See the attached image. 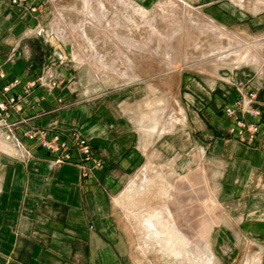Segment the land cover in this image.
I'll return each mask as SVG.
<instances>
[{
    "label": "crops",
    "instance_id": "crops-1",
    "mask_svg": "<svg viewBox=\"0 0 264 264\" xmlns=\"http://www.w3.org/2000/svg\"><path fill=\"white\" fill-rule=\"evenodd\" d=\"M182 1L200 8L225 29L264 36V0ZM40 2L0 0V73H6L0 78V99L2 87L17 78L20 83L9 94L20 93L27 82L37 80L29 100L41 98L35 110L27 105L21 115L11 117L12 121L27 118L14 128L12 140L0 135V264H138L132 234L117 205L130 208L131 204L117 196L148 157L151 145L166 133L155 139L159 132L144 129L143 118L136 119L116 95H85L58 80V66L44 70L48 59L53 64L51 59L56 56L47 50L52 43L41 36L44 28L39 30ZM37 3L40 6L34 7ZM34 49L39 53L30 51ZM262 61L249 63L260 68ZM233 62L248 63L236 57ZM223 74L226 76L185 75L181 88L184 106L179 107L183 119L173 114L170 122L173 131L177 124H188L190 144L192 138V148H202L200 159L211 170V189L208 171L202 167L196 171L204 178L201 191L205 199L202 218L195 223L200 224L196 226L202 229L201 236L207 234L206 249L213 264H264V107L256 103L261 115H246L261 127L252 142L239 138L235 119L224 112L238 95L230 76L248 84L247 89L249 85L258 88V100H264V68L255 74L247 70ZM53 80L58 86L52 87ZM33 126L47 131L48 138L80 131L102 165L84 175L76 149L72 150L74 162L55 163V153L22 136L23 128ZM143 130L157 135L146 141ZM175 206L180 224V202ZM213 208L220 210L215 219ZM184 213H189L192 222L191 207Z\"/></svg>",
    "mask_w": 264,
    "mask_h": 264
},
{
    "label": "rangeland",
    "instance_id": "rangeland-1",
    "mask_svg": "<svg viewBox=\"0 0 264 264\" xmlns=\"http://www.w3.org/2000/svg\"><path fill=\"white\" fill-rule=\"evenodd\" d=\"M135 1L149 11L145 19L136 15L133 7L129 4L123 6L124 3H113V0H108L106 5L111 12L99 24L98 20L86 13L82 0H41L43 11L40 16L42 26L39 30L42 31L44 28L45 31L41 36L50 40L52 46H48L49 49L47 50L56 56V59H51L53 64L48 59L44 70L58 66V72L61 75L69 73L68 78L59 74L58 80L60 82L65 80L67 86L77 88L78 92L85 95L104 92L116 95L136 119L141 121L143 118L142 127L144 129L151 128V123H153V130L157 132L163 130V133H166L158 143L155 142L151 145L147 152L148 157L139 169L130 176V180L117 196V199H123L126 203H130L131 209L117 203V199L116 203L128 230L132 234L133 256L138 264H190L188 262L189 257L194 259L196 264H205L206 257L209 255L204 244L207 245L209 242L207 234L205 237L201 236L202 229L196 226L200 224L195 223L202 218L201 204L205 199L201 191L204 178L196 172L199 167L206 169L204 160L201 161L200 159L203 155L202 148L199 146L197 149L192 148V138L190 144V139L186 133L188 124H177L173 131V124L170 121H172L173 114L177 115V119H183L179 107L184 106L181 88H183L182 83L185 75H199L207 78L210 77V74L224 75L223 72H229L231 75L232 70L239 72L247 70L255 74L259 69L264 68L263 61L260 68L258 64L255 66L252 63L237 64L233 62L235 55H231L227 61L220 62L217 53L220 50L231 51V48L238 46L235 42L237 37H241L248 42L261 43L262 46L257 51L264 59V36H246L225 29L220 24L210 20L200 8L190 4L189 6L182 0ZM40 3L33 6L39 7ZM164 12L167 14V18H165ZM172 14L181 24V27L179 26L177 29L178 32H176L177 38L181 40V45L177 44L173 47V49L176 48L174 50L180 60L175 63L174 67L168 63V47L160 42L161 33L159 31H155V33L151 30V25L154 23L160 30L164 29ZM114 32L127 39L142 40L143 38L144 43L148 42L150 45V49L143 51L138 47H133L128 50L127 41L116 38ZM30 51L34 54L39 53V49ZM79 53L86 60L85 63L76 59V54L79 55ZM97 54L114 69H120L122 73L126 72L127 77L121 78L110 72L97 71L93 66L94 61L97 59L100 61ZM124 54L132 56L133 67H130L126 62L124 63ZM141 54H143L142 57ZM157 55L161 57H157ZM185 56H188L190 61H186ZM159 109L165 110V112L159 117L160 123L156 124V113ZM156 135L152 132L144 131L143 133L146 141H150ZM160 137L161 134L155 139ZM190 150L192 151L191 155H189ZM206 171H208L206 178L211 189V184H209L211 182V170L207 167ZM133 185H135L134 189H131ZM215 200L217 199L215 198ZM177 202H180L183 218L182 223H180L182 231L180 233L183 235L186 226L189 224L194 223L196 227L192 231V238L189 240L191 251L188 252L187 248H184L187 244L182 240L178 246L180 254L174 256L167 252L156 239H150L148 244L145 242L149 238L146 239V233L141 229L145 224L144 221L141 222V219L147 218L149 214L157 209L159 211L165 206L169 205L173 208ZM190 207L193 213H191L192 222L186 220L189 213H184ZM218 209H212L211 214L214 219L220 214ZM201 238L203 243H201Z\"/></svg>",
    "mask_w": 264,
    "mask_h": 264
},
{
    "label": "bare ground",
    "instance_id": "bare-ground-1",
    "mask_svg": "<svg viewBox=\"0 0 264 264\" xmlns=\"http://www.w3.org/2000/svg\"><path fill=\"white\" fill-rule=\"evenodd\" d=\"M85 8H86V13L89 15H92V17H94L96 20H98L99 24L103 22L104 19H106L109 15V10L107 9V3L108 0H82ZM113 3H124L123 6L129 4L131 7H133V11L136 13V15H138L140 18L145 19L148 14L149 11L141 6H139L136 2L132 1V0H113ZM95 3V5H93ZM126 3V4H125ZM184 5V4H183ZM189 5V4H188ZM190 6V5H189ZM188 6V7H189ZM159 7V6H158ZM164 9V8H163ZM164 11V10H163ZM166 12V11H165ZM164 12V13H165ZM167 13V12H166ZM165 15V18H167V14ZM169 14V13H168ZM91 17V18H92ZM160 17V16H159ZM171 18H169V22H167V25L165 26L164 29L160 30L158 28V26L156 25V23L151 25V30L153 32L155 31H159L161 33L160 37H161V43H164L165 46L168 47L167 49V59L169 60L168 63L170 66L175 65V63L180 60V57L177 56V53H175L176 48L173 49L174 46H176L177 44L181 45V40L178 39V34L176 32L178 27H181L180 22L176 19V16L174 14H172L170 16ZM179 17V16H178ZM90 18V19H91ZM139 18V19H140ZM105 22V21H104ZM145 22V21H144ZM136 23V22H135ZM110 24V23H109ZM134 24V23H133ZM149 25V24H148ZM120 26V25H119ZM139 28V27H138ZM141 28V27H140ZM213 28V27H212ZM137 31V30H136ZM140 31V30H139ZM150 32V31H149ZM132 33V32H131ZM137 33V32H136ZM156 33V32H155ZM64 34V33H62ZM128 34V33H127ZM134 34V33H133ZM65 35V34H64ZM114 35L116 38L123 40V41H127V46L129 47V49H132L133 47H138L141 50H145L148 51V49H150V45L148 44V42L144 43L143 38L142 40H135L134 38H131L128 36V38L131 39H127V38H123L121 37L117 32H114ZM131 35V34H130ZM145 36V35H144ZM150 36V35H148ZM155 36V34H154ZM85 37V36H84ZM145 39V38H144ZM152 39V38H151ZM152 41V40H151ZM157 41V40H156ZM238 46L235 48H231V51H222L220 50L217 55L219 56L218 60H222V58L224 57H230L231 55H235L236 58H238V60L241 61H246V62H250V61H261L263 58L260 56V54L258 53V48H261L260 45H254L251 43H247L244 39H241L239 37V39L237 38V40L235 41ZM160 43V45H161ZM93 46V45H92ZM164 46V47H165ZM127 49V48H126ZM94 51V49H92ZM158 50V49H157ZM156 50V52H157ZM181 50H183L181 48ZM187 50V49H186ZM140 51V50H139ZM160 51V50H159ZM97 52V51H96ZM138 52V51H137ZM152 52V51H151ZM166 52V51H165ZM121 53V52H120ZM130 53V51H129ZM136 53V52H135ZM141 53V51H140ZM132 54V52H131ZM153 54V53H152ZM143 54H141L142 57ZM134 56V55H133ZM150 56V55H149ZM160 56V55H159ZM157 55V57H159ZM125 57V61L130 67H133L134 65V60L129 56L124 54ZM145 57V56H144ZM148 57V56H147ZM146 57V58H147ZM161 57V56H160ZM97 58H99L100 61H94V68L97 71H103V72H110L111 74L117 75L119 77H127L126 76V72L122 73L120 71V69L116 70L114 69L111 65H109L106 61H104L101 56H99V54H97ZM165 59V57H163ZM76 59L81 62V63H85V59L84 57H82V55H77L76 54ZM145 59V58H144ZM186 61H190L188 56H185ZM113 60V59H112ZM143 60V59H142ZM166 60V59H165ZM138 61V60H137ZM136 61V62H137ZM223 62V61H222ZM123 63V62H122ZM167 63V62H166ZM254 63V62H253ZM154 64V63H153ZM126 66V65H125ZM119 68V67H118ZM127 68V67H126ZM129 68V67H128ZM135 73V72H134ZM141 73V72H140ZM138 74V73H137ZM180 109V113L183 114V109ZM165 110H160L159 112L156 113V124H159V117L162 116L164 114ZM164 122V121H163ZM152 126L151 128H146V130H152L153 129V123H151ZM161 125V124H160ZM149 126V125H148ZM166 126V125H165ZM159 128V127H158ZM161 130V129H160ZM163 133V130L160 131L158 134ZM147 172V171H146ZM168 183V182H166ZM164 185V184H162ZM167 186V185H166ZM179 186V185H178ZM161 187V186H160ZM169 188V187H168ZM134 189V188H131ZM162 189V188H161ZM172 190V189H171ZM165 192V191H164ZM171 193V192H170ZM128 194V193H127ZM167 198V197H166ZM195 199V198H194ZM172 200V199H171ZM165 201V200H164ZM191 201V200H190ZM163 203V202H162ZM164 205V204H163ZM162 205V206H163ZM158 206V205H157ZM176 208H172L171 206H165L163 207L161 210L159 211H154L153 213L149 214V216L145 219L144 218V225L141 227V229L144 231V233H146V239H148L147 241H145L147 244L149 243L148 241L150 239H156L159 244H161V246L163 248L166 249L167 252L171 253L174 256H177L180 254V248H178L179 244L181 243L182 240H184L187 244L186 247L187 251L190 252L191 251V244H190V239L192 238V231L195 230V225L194 223L189 224L188 226H186L185 231L183 233V235L180 233L181 231V226L179 224V212L177 211L178 207L175 206ZM188 207V206H187ZM200 207V206H199ZM153 211V210H152ZM187 212V211H186ZM192 217V216H191ZM186 220L188 222L189 221V216H187ZM196 220V219H194ZM206 223V222H205ZM183 225V224H182ZM199 228V227H198ZM182 232V231H181ZM201 243H203L202 238L200 239ZM198 243V242H197ZM146 244V245H147ZM148 246V245H147ZM197 246V245H196ZM199 246V245H198ZM182 248V247H181ZM195 248V247H194ZM204 248H206V244H204ZM208 252V251H207ZM187 253V252H186ZM210 254V253H209ZM201 259V258H200ZM194 259H192L191 257L188 258V262L190 264H196L195 261H193ZM202 260V259H201ZM200 261V260H199ZM204 264V263H203ZM205 264H213V259L210 257H206L205 260Z\"/></svg>",
    "mask_w": 264,
    "mask_h": 264
},
{
    "label": "built area",
    "instance_id": "built-area-1",
    "mask_svg": "<svg viewBox=\"0 0 264 264\" xmlns=\"http://www.w3.org/2000/svg\"><path fill=\"white\" fill-rule=\"evenodd\" d=\"M11 1L14 4H18L26 2L27 0ZM5 76L6 73L2 71L0 73V78H5ZM229 81L235 86L238 95L234 104L225 106L224 112L227 117L235 119L239 138L243 141L252 142L260 133L261 127L260 123L257 121H248L246 115L251 114L254 117L260 116L262 112L255 104L260 103V105L264 107V100H258V88L249 85L250 89H247L248 84L235 76H231ZM19 83L20 80L17 78L12 83L4 85L1 89L3 97L0 99V135L3 134L6 140H12L11 138L13 136L11 133L14 128L18 124L27 121L26 117H20L13 121L11 117L13 115H21L27 105L30 106V109L35 110L37 105L41 102L40 97H37L34 102H30L29 100L30 94L37 85V80L27 82L22 92L9 94L12 88ZM51 85L52 87H56L58 86V82L53 80ZM233 130H236V128L234 127ZM22 136L30 140L38 141L39 144L55 153L56 157L53 161L59 164L74 162L72 150L76 149L82 157L81 165L84 169V175H88L91 169L98 168L102 165V161L96 158L93 153L90 140L84 137L78 130H73L69 137H61L57 134L52 138H48L47 131L33 126L31 128H23ZM89 163H91V165H88Z\"/></svg>",
    "mask_w": 264,
    "mask_h": 264
}]
</instances>
